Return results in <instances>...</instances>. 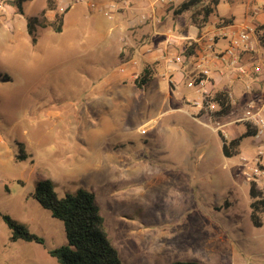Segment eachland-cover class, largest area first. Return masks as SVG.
<instances>
[{
  "label": "rangeland",
  "instance_id": "1",
  "mask_svg": "<svg viewBox=\"0 0 264 264\" xmlns=\"http://www.w3.org/2000/svg\"><path fill=\"white\" fill-rule=\"evenodd\" d=\"M114 1L122 6L117 18L123 15L118 24L126 32L140 11L125 6L136 7L140 0ZM12 2L0 0V264H59L48 250L67 242L64 224L31 197L44 179L54 181L60 196L81 187L96 194L125 264H264V213L262 226H255L252 181L245 175L263 141L248 136L239 156L225 157L216 129L223 118L219 105L209 100L203 110L211 119L199 116L204 112L185 102V93L197 96L187 85L183 96L173 91L166 103L129 80L121 81V92L117 87L107 92L108 76L119 73V64L113 49L100 45L102 12L91 5L103 2L28 0L24 15ZM219 2L204 29L250 26L264 53L258 32L264 0ZM50 3L58 11L69 8L63 31L38 27L34 44L27 18L53 20ZM182 3L165 8L167 18L158 21L186 53L195 43L194 25L189 12L175 14ZM125 10L130 13L122 14ZM227 129L237 135L235 125ZM18 143L25 145L23 161L17 158ZM256 192L264 197V180L256 183ZM5 214L45 244L11 242Z\"/></svg>",
  "mask_w": 264,
  "mask_h": 264
},
{
  "label": "crops",
  "instance_id": "2",
  "mask_svg": "<svg viewBox=\"0 0 264 264\" xmlns=\"http://www.w3.org/2000/svg\"><path fill=\"white\" fill-rule=\"evenodd\" d=\"M127 1L131 2L132 0ZM99 2H103V6L96 3L92 5H95L96 9L101 12L102 8L108 4H118L114 0H99ZM135 2L136 0L133 1V3ZM151 2L152 0H140L136 7L129 8L130 5L125 6L127 9H131L130 11H140V15L128 21L129 23L127 26L130 28L126 32L125 27L123 25L119 27L118 24V22H121L123 19V15L117 18L122 10L120 4H118L120 6V11L115 15L113 20L107 19L103 15V12L100 14L103 20V27L98 31V37H100L101 41L100 45L106 52L109 51L108 49H113L111 54L113 53L114 59L117 60L119 64V73H112L108 76L107 87L111 88L108 89L107 92L111 91L112 94H114L115 87L121 92V81L129 80L134 84V81L141 75L143 70L146 67H150L152 69V79L143 90L147 91L148 94L154 93L162 102L166 103L172 99L173 91H176L179 96L184 95V93L180 92L182 86L185 85L186 87V83L193 77L201 76L200 65H203L210 68L212 71L209 81L204 85L203 91L208 92L209 98L222 92L226 93L229 99L230 109L228 113L222 114V120L216 122L218 124L216 129L220 133L221 138L223 137L227 142H230L231 140L244 136L248 131H251L254 137L255 129L244 119L249 111V103L254 101L256 106H259L264 99V53L259 50V42L257 41L255 51L243 53V62L249 69V75L241 76L230 73L222 62H219L213 57L214 52H222L228 45L229 40L225 39L224 36L215 37L218 34L223 35L222 32L215 31L212 29L213 27H210L211 25L207 26L205 29H199L194 26V30L190 31V37L194 39L195 43L191 44L188 51L185 49L187 51L185 53V51L179 50L178 46H175L174 43L177 39H175L176 36L174 33L164 28L165 26L159 24L158 20L165 18L164 16L167 10H165V8H157L154 11L152 10ZM124 12L125 13L122 14L130 13L126 10ZM143 14H148V16L152 18L147 25L142 21ZM126 33H128L131 38L127 36ZM123 35L128 38V42H123ZM134 38L139 40V45H137L138 40H134ZM215 38L218 39H216L217 42ZM146 40L149 41L148 44ZM127 43L129 46H126ZM211 44L213 45V49L209 47ZM178 52L182 54H178ZM188 52H190V54ZM122 53L125 54L123 60L128 59L127 62L123 64L121 63ZM181 55L187 57V61L176 62V58ZM255 66L262 67L261 74L252 73ZM122 69H124V71H122ZM135 87L137 86L135 85ZM132 89L133 88H131V90ZM192 91L197 96L190 97L188 93H185L187 94L185 102L195 107L199 113L204 112L199 116L210 117V115L203 110L205 107L194 105L195 100L201 99L203 92L198 93L194 89H192ZM131 94L135 95V97L137 95L135 90ZM233 125L236 126L237 130V135L235 136H233L232 131L227 129ZM242 140L238 148L239 153L230 158L237 157L241 154ZM259 151L252 152L253 156H251L249 164H258L264 167V154L261 155ZM261 156H263V158H261ZM243 160L249 161L246 158H243Z\"/></svg>",
  "mask_w": 264,
  "mask_h": 264
},
{
  "label": "trees",
  "instance_id": "3",
  "mask_svg": "<svg viewBox=\"0 0 264 264\" xmlns=\"http://www.w3.org/2000/svg\"><path fill=\"white\" fill-rule=\"evenodd\" d=\"M28 0H13L12 5L17 9V13L24 15V3ZM219 0H188L174 9L176 15L189 12L193 25L203 29L210 20L217 7ZM49 10L55 11L53 20L43 18L40 20L36 16L27 18V33L32 42H37L36 31L38 27H52L56 33H61L65 24V16L69 11L67 7L63 11H58L55 6L49 4ZM260 32V41L264 46V25L258 28ZM194 48V47H193ZM191 48V49H193ZM190 54V52H188ZM8 79H10L8 77ZM152 79V69L146 67L141 75L134 81V84L143 89ZM211 102L217 103L220 107L219 115L228 113L230 109L228 95L226 93H217ZM253 133L248 131L244 136L227 142L223 137V153L230 158L239 153V145L243 138L252 136ZM19 160L27 159L25 145L18 143ZM251 221L260 227L262 221L260 214L264 213V197L260 198L256 192V183L251 182ZM31 197L39 205L48 210L52 217L63 222L65 227L67 242L59 247L48 250V253L59 264H125L120 259L119 252L110 238L106 226L105 218L101 213L100 205L94 192L85 188H79L75 192H66L60 196L56 191V184L50 179L40 180ZM11 231L10 241L35 242L41 245L45 240L30 232L28 227L23 223L13 219L5 214L2 216ZM170 264H199L194 261H175Z\"/></svg>",
  "mask_w": 264,
  "mask_h": 264
},
{
  "label": "built area",
  "instance_id": "4",
  "mask_svg": "<svg viewBox=\"0 0 264 264\" xmlns=\"http://www.w3.org/2000/svg\"><path fill=\"white\" fill-rule=\"evenodd\" d=\"M186 0H152L151 7L152 10H156L157 8H172ZM92 9L95 10L96 6L92 5ZM120 11V6L115 3H111L102 8L103 15L109 19L113 20L115 15ZM151 17L148 14H143L142 21L147 22ZM218 32H222L225 39H228V45L222 52H214V58L219 62H222L223 65L230 73H235L241 76L249 75V69L247 65L243 62V53L253 52L256 50L257 39L255 36L254 29L250 26L243 27L242 29H234L232 26L220 28ZM214 39V38H213ZM210 49H213V45L211 44ZM187 61V57L184 55L178 56L176 58V62H185ZM201 68V76L193 77L188 83L187 87L196 90L198 93L203 92L201 99L195 100V106H202L209 102V94L208 92L203 91L204 85L209 81V78L212 74L210 68L200 65ZM124 71V69H122ZM262 67L255 66L253 69L254 74H261ZM249 111L245 117V121L248 122L254 129L255 134L254 138L257 141L264 140V99L261 101L259 106H256L255 102L252 101L248 105ZM259 153L261 155L264 154L263 150H260ZM246 175L249 181L259 183L264 180V167L256 164H248Z\"/></svg>",
  "mask_w": 264,
  "mask_h": 264
}]
</instances>
